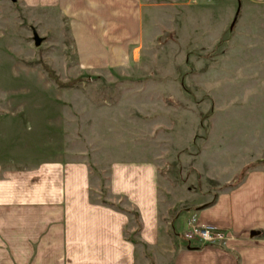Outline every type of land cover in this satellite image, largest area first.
<instances>
[{
	"label": "rangeland",
	"instance_id": "374dc122",
	"mask_svg": "<svg viewBox=\"0 0 264 264\" xmlns=\"http://www.w3.org/2000/svg\"><path fill=\"white\" fill-rule=\"evenodd\" d=\"M140 1L153 4L129 44L91 40L56 0H0V175L81 162L92 198L133 210L106 194L110 166L153 163L167 221L264 169V2ZM28 233L27 264H41ZM144 253L138 264H157Z\"/></svg>",
	"mask_w": 264,
	"mask_h": 264
},
{
	"label": "crops",
	"instance_id": "0c3cea01",
	"mask_svg": "<svg viewBox=\"0 0 264 264\" xmlns=\"http://www.w3.org/2000/svg\"><path fill=\"white\" fill-rule=\"evenodd\" d=\"M56 1L63 11L87 17L91 40L102 39L108 32L107 39L119 38L129 44L140 41L150 11L147 7L153 4L140 0ZM214 1H236L233 5L238 3V7L264 2L209 0ZM157 179L153 163L129 160L111 164L106 194L127 202L133 209L129 210L106 197L92 198L91 173L81 162H50L17 176L0 175V263L27 264L33 259L28 254L30 230L40 244L34 258L41 264H138L147 259L144 251L157 264H264V169L249 171L235 186L167 221L159 212ZM29 209L49 215L50 221L29 224L26 216L12 221V214ZM193 218L197 224L229 232L230 238L223 243L187 239L184 232Z\"/></svg>",
	"mask_w": 264,
	"mask_h": 264
},
{
	"label": "built area",
	"instance_id": "2783aa9c",
	"mask_svg": "<svg viewBox=\"0 0 264 264\" xmlns=\"http://www.w3.org/2000/svg\"><path fill=\"white\" fill-rule=\"evenodd\" d=\"M184 236L191 240L198 238L205 243H223L230 238V233L210 224H197L193 218Z\"/></svg>",
	"mask_w": 264,
	"mask_h": 264
},
{
	"label": "water",
	"instance_id": "95a60500",
	"mask_svg": "<svg viewBox=\"0 0 264 264\" xmlns=\"http://www.w3.org/2000/svg\"><path fill=\"white\" fill-rule=\"evenodd\" d=\"M233 23H234V22H233ZM233 23H232V25H231V28L233 27ZM33 40H34L35 45H36V46H39V45L42 43L43 38L40 37V36L37 34L36 31H33Z\"/></svg>",
	"mask_w": 264,
	"mask_h": 264
},
{
	"label": "trees",
	"instance_id": "16d2710c",
	"mask_svg": "<svg viewBox=\"0 0 264 264\" xmlns=\"http://www.w3.org/2000/svg\"><path fill=\"white\" fill-rule=\"evenodd\" d=\"M50 74H52L53 75V73L52 72H50ZM53 77H55V76H53ZM54 79H56V78H54ZM68 84V83H67Z\"/></svg>",
	"mask_w": 264,
	"mask_h": 264
}]
</instances>
